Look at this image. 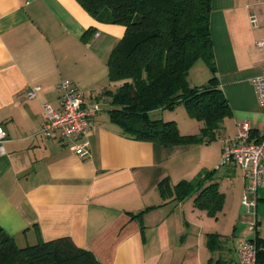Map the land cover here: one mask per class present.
I'll use <instances>...</instances> for the list:
<instances>
[{
    "label": "crops",
    "instance_id": "1",
    "mask_svg": "<svg viewBox=\"0 0 264 264\" xmlns=\"http://www.w3.org/2000/svg\"><path fill=\"white\" fill-rule=\"evenodd\" d=\"M212 2L218 79L232 108L212 140L218 143L216 166L240 123L249 121L264 133V105L252 81L264 68L258 43L264 38V0ZM124 30L96 20L77 0H0V126L8 133L0 155V226L19 246L69 236L106 264H238L233 233L239 213L247 211L242 167L231 163L210 175L208 167L192 175L191 143L135 139L110 121V94L122 80H111L108 56ZM65 78L86 100L103 105L78 139L88 143L84 155L73 148L76 140L41 132L44 104L60 107L57 84ZM32 85L41 89L31 99L26 92ZM161 111L153 110L152 117L164 119ZM203 125L184 134H197ZM238 168L241 176H235ZM182 180L194 185L179 197ZM204 190L212 191L211 207L199 205ZM257 192L259 210L264 188ZM255 217L261 223L258 212ZM216 233L212 249L209 236ZM255 235L264 238L259 230Z\"/></svg>",
    "mask_w": 264,
    "mask_h": 264
},
{
    "label": "trees",
    "instance_id": "2",
    "mask_svg": "<svg viewBox=\"0 0 264 264\" xmlns=\"http://www.w3.org/2000/svg\"><path fill=\"white\" fill-rule=\"evenodd\" d=\"M77 1L96 20L126 28L108 56L111 80H122L117 91L110 94L109 108L110 121L121 127L122 134L165 146L217 138L232 108L218 79L210 28L213 0ZM200 59L210 66L212 76L207 84L192 86L189 73ZM178 102L190 108L193 118L204 122L199 133L184 134L177 120L152 117L153 110L174 107ZM261 138L251 130L250 140ZM193 185V181H179L178 196L188 194ZM205 191L197 200L201 207H211L212 191ZM207 193L209 197L202 200L200 197ZM218 236H209L212 249ZM14 239L0 226V264H106L93 250L78 246L69 236L25 246L17 245ZM252 239L258 247V262L264 264V238L255 235Z\"/></svg>",
    "mask_w": 264,
    "mask_h": 264
},
{
    "label": "built area",
    "instance_id": "3",
    "mask_svg": "<svg viewBox=\"0 0 264 264\" xmlns=\"http://www.w3.org/2000/svg\"><path fill=\"white\" fill-rule=\"evenodd\" d=\"M99 33H97L98 35ZM264 46V38L258 41ZM255 90L259 102L264 105V68L261 72L252 76ZM41 89L40 85H32L26 92L28 98L36 97ZM60 107L54 108L48 103L44 104L46 111V121L42 123L41 132L47 137L55 135L67 139H74L73 145L76 152L84 155L88 152L87 141H78L90 129L93 118L102 110L103 105L99 101L89 102L84 97L85 92L74 82L65 78L57 84ZM238 133L234 138L225 142L219 166L235 163L244 170L245 191L242 202L248 213L256 216L257 195L260 188H264V133L259 141L250 140L251 124L249 121L240 123ZM8 137L7 131L0 126V155L5 151V141ZM253 195V199H251ZM254 216V217H255ZM257 219L251 225V229H256ZM252 238H244L239 243L238 264H259L258 247Z\"/></svg>",
    "mask_w": 264,
    "mask_h": 264
},
{
    "label": "rangeland",
    "instance_id": "4",
    "mask_svg": "<svg viewBox=\"0 0 264 264\" xmlns=\"http://www.w3.org/2000/svg\"><path fill=\"white\" fill-rule=\"evenodd\" d=\"M192 67L193 69L191 71V74H189V79H188L191 85L195 86V85L207 84L208 78L212 76V71L210 70V66H208L204 60L200 59ZM173 106L174 107L163 109L160 115L163 114L164 119L177 120L181 128V131L183 133H188V132L195 133V131L201 127V121L192 117L190 108L187 105H185V103L178 102ZM104 109L108 110V107ZM107 110H105V112H107ZM223 138L224 136L219 137L220 140ZM199 144L202 143L195 142L190 144L193 145L195 148L191 153L193 156L192 160L194 161V162L192 161V167L194 165V168H192L194 171L192 175L199 174L201 171L206 170V167H208L211 170H214L215 169L214 167H218L220 162L219 160L216 166L212 164L213 151L215 150V148H218V143L216 141L207 142V145H204V147H201V145ZM198 145L199 147H197ZM235 176H241L240 168L237 169V174ZM251 199L254 200V198L252 197ZM257 212H258V217L261 220V223L259 224L257 223L256 229L254 230L251 229V225L255 222V217H254L255 215L248 213L247 211L245 213H243V211L239 213V216L237 217L239 218L238 222L236 220V224L238 223L239 226L237 227L236 232L233 233L235 236L236 244L241 243V240L244 238H251V237L253 238L257 230H259L260 235L264 236V202L263 204H260L259 210H257L256 208V213Z\"/></svg>",
    "mask_w": 264,
    "mask_h": 264
}]
</instances>
